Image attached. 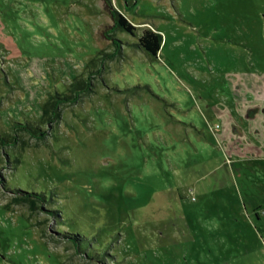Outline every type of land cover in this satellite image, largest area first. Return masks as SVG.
Instances as JSON below:
<instances>
[{"label":"rangeland","instance_id":"rangeland-1","mask_svg":"<svg viewBox=\"0 0 264 264\" xmlns=\"http://www.w3.org/2000/svg\"><path fill=\"white\" fill-rule=\"evenodd\" d=\"M115 11L162 33L157 56ZM247 80L264 0H0V264H264Z\"/></svg>","mask_w":264,"mask_h":264},{"label":"trees","instance_id":"trees-1","mask_svg":"<svg viewBox=\"0 0 264 264\" xmlns=\"http://www.w3.org/2000/svg\"><path fill=\"white\" fill-rule=\"evenodd\" d=\"M113 18L115 20V23L113 24L114 27L117 29H122L124 31H127L128 33L132 34L133 36H136L138 38L137 42H132L131 44L135 45L137 48L145 51L146 53H150L154 56H157L162 48L163 44V35L158 30H153L150 28L144 29L141 32H138L137 27L122 13H119L115 11V13H112ZM117 42V40H116ZM119 42V41H118ZM81 77H77L75 80L78 85L75 86L78 89L82 90L85 86L81 83ZM78 93H71L66 94L64 96L60 95H54V98H49L46 103H44V115L50 114L49 120H54L60 118V109L58 108V105L62 103L65 99V101H73L76 99ZM13 129L15 131L20 130H27L30 133L34 135H38L41 137L43 134V130L31 122H15L13 125ZM24 200H29L34 203L35 200L29 197H23ZM39 199V198H38ZM54 213H56L58 210L53 209ZM75 240L76 237H75Z\"/></svg>","mask_w":264,"mask_h":264},{"label":"crops","instance_id":"crops-1","mask_svg":"<svg viewBox=\"0 0 264 264\" xmlns=\"http://www.w3.org/2000/svg\"><path fill=\"white\" fill-rule=\"evenodd\" d=\"M246 83V87H242L243 88V96L244 98L250 99L251 101L255 102L256 104H252L251 107H249V111L248 114L249 116H256L259 115L260 112L259 110H262L264 106V82L262 81H246L244 82V84ZM246 114V110L245 113ZM246 122L248 124H250L252 121L251 118L246 119ZM259 158H263V155H259ZM253 205L255 206V211L257 212V216L259 217V219L262 217V215L264 214V207L262 204H258L256 201L253 203ZM263 212V214H262Z\"/></svg>","mask_w":264,"mask_h":264}]
</instances>
